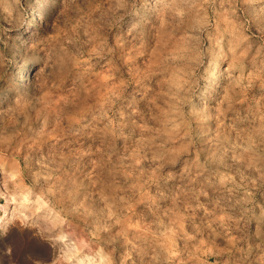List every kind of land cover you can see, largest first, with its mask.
Listing matches in <instances>:
<instances>
[{
    "label": "rangeland",
    "instance_id": "374dc122",
    "mask_svg": "<svg viewBox=\"0 0 264 264\" xmlns=\"http://www.w3.org/2000/svg\"><path fill=\"white\" fill-rule=\"evenodd\" d=\"M80 9L92 39L77 28L65 42L79 46L91 92L86 99L69 96L67 104L62 100L67 92L55 99L69 118L83 124L81 116L90 117L88 109L100 94L115 91L113 103L105 106L107 117L76 136L52 114L17 117L16 123L0 124V141L8 140L0 147L18 159L53 148L79 152L66 174L124 196L134 213L127 225L132 231L134 225L149 226L159 237L158 220L165 225L179 220L182 231L171 225L175 235L149 239L169 248V264H238V250L264 237V216L251 207L264 208V200L257 191L251 202L236 204L243 192L229 180L236 173L224 168L218 169L223 175L216 189L205 179L208 161L229 141L235 148L233 133H240L252 102L264 103V0H88ZM205 64L215 67L208 83L200 74ZM186 88L191 108L181 110L184 123L177 120L173 130L165 123L172 119V90ZM217 91L219 99L209 103ZM93 207L86 204L81 211ZM165 211L172 215L165 217Z\"/></svg>",
    "mask_w": 264,
    "mask_h": 264
},
{
    "label": "clouds",
    "instance_id": "9594fccd",
    "mask_svg": "<svg viewBox=\"0 0 264 264\" xmlns=\"http://www.w3.org/2000/svg\"><path fill=\"white\" fill-rule=\"evenodd\" d=\"M87 2L0 0V124L16 123L15 118L23 120L26 115L43 119L44 114H52L56 121H65L69 134L76 136L93 121L107 117L105 106H111L115 91L100 94L95 106L88 109L90 117L81 116L83 124L69 118L55 99L67 92L62 97L67 104L69 96L86 99L91 92L84 83L87 71L79 59V46L65 42L69 32L77 28L87 40L92 39L85 28L87 14H79L80 5ZM214 72V66H202L203 83L212 81ZM187 93L188 88L172 90V119L165 123L172 124L173 130L178 127L177 120L184 123L181 110L191 108L186 102ZM217 99L219 91L209 103ZM203 104L201 99L199 106ZM238 127L240 133H233L235 148L229 141L220 155L208 161L205 183L214 190L223 175L218 169L235 172L229 180L238 192L242 190L243 195L236 201L242 205L251 202L257 191L264 200V103L253 101L252 111ZM195 135L199 140L198 125ZM7 143V139L0 141V145ZM79 155L77 151L65 153L53 148L47 154L36 152L31 159H18L13 150L0 147V264H169L173 259L169 248L164 243L151 244L149 239L166 240L175 235L171 225L182 231L179 220L173 219L168 225L158 220L159 237L151 233L149 226L134 225L137 230L132 231L127 225L134 213L124 196L117 198L95 182L74 179V172L72 176L66 174ZM159 195L167 199L163 193ZM86 204L94 207L82 213ZM251 207L264 216V208L255 203ZM163 215L169 217L172 213L165 211ZM117 226L119 231L115 230ZM196 228L199 230L198 225ZM238 254V264H264V237L259 242L254 239Z\"/></svg>",
    "mask_w": 264,
    "mask_h": 264
}]
</instances>
